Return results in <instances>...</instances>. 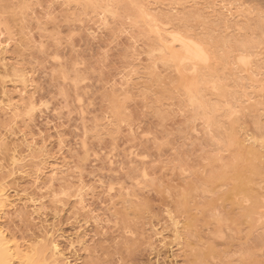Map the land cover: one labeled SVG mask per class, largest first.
<instances>
[{
	"label": "rangeland",
	"instance_id": "1",
	"mask_svg": "<svg viewBox=\"0 0 264 264\" xmlns=\"http://www.w3.org/2000/svg\"><path fill=\"white\" fill-rule=\"evenodd\" d=\"M0 194L11 264H264V0H0Z\"/></svg>",
	"mask_w": 264,
	"mask_h": 264
},
{
	"label": "bare ground",
	"instance_id": "2",
	"mask_svg": "<svg viewBox=\"0 0 264 264\" xmlns=\"http://www.w3.org/2000/svg\"><path fill=\"white\" fill-rule=\"evenodd\" d=\"M176 37H177V39L180 42V46L184 48V52L182 53L183 54V57L180 60L181 63H183L184 61H189L192 64H195V62H199V61H203V63H204V61L207 59V54H206L205 50L203 49V47L200 44H198L197 42H195L193 39L186 38V37H183V36H180V35H178V36L175 35L174 38H176ZM170 50L171 49H169V51ZM1 60H2V58H1ZM205 63H206V61H205ZM247 65H248V63H247ZM28 147H30V146L28 145ZM0 197H1V194H0ZM81 199L82 198L80 197V200ZM57 246L55 244H53L51 246V248L53 250V253L51 255L52 260H50V262H52L53 264L57 263V260L55 259V256H56V254L59 251V250H57ZM6 250H7V247L5 246V243L3 242V239H2L1 233H0V264H11L10 257L8 256Z\"/></svg>",
	"mask_w": 264,
	"mask_h": 264
}]
</instances>
